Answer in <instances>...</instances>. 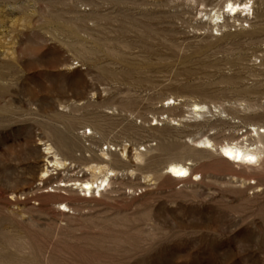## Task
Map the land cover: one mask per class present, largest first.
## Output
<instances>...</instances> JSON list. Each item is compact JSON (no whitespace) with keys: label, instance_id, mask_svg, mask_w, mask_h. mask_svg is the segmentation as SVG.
Here are the masks:
<instances>
[{"label":"rangeland","instance_id":"374dc122","mask_svg":"<svg viewBox=\"0 0 264 264\" xmlns=\"http://www.w3.org/2000/svg\"><path fill=\"white\" fill-rule=\"evenodd\" d=\"M223 2L0 0V264H264V168L191 142L264 114V0L239 22ZM222 11L227 27L210 24ZM192 104L225 125L190 127ZM166 144L193 176L168 179ZM46 146L70 166L39 181ZM124 146L152 151L101 197L46 193Z\"/></svg>","mask_w":264,"mask_h":264},{"label":"bare ground","instance_id":"6f19581e","mask_svg":"<svg viewBox=\"0 0 264 264\" xmlns=\"http://www.w3.org/2000/svg\"><path fill=\"white\" fill-rule=\"evenodd\" d=\"M223 4L225 5L223 9L227 8V14L230 13L228 14V16H232L231 18L233 19H235L237 15L239 16V18L242 17L245 19L253 15V11L251 10L252 6H250L251 0H224ZM226 16L224 15V11H222L221 14L220 12L219 13L216 12L213 16H208L207 20L209 21L210 24H213L216 27H220V28L227 27L226 21L228 20ZM235 21H238V19H235ZM167 101L168 103L166 105L168 107L170 105L175 104V101H172L170 103H169V99ZM189 107H190L189 112L190 114L194 115V120H195L194 123L190 125V127H194L197 129H204L206 127H209L210 130H213L219 127V125L218 126L215 125L218 122H220L222 125H225V123L221 120H219L216 123H210L209 118L205 117V115L211 112L204 105L192 104ZM250 108L252 107L250 106L248 109ZM221 113L225 114L226 111H223ZM166 119H168V117H166ZM197 119H202L203 122H198ZM246 120L247 123L248 122L251 123L250 126L253 128L252 131H245V133L241 134L239 137L231 136V137L223 138L221 139L223 141L222 143L221 142L219 143L215 137L207 136V134L204 133L199 140L191 141L194 145H196L195 148L193 146L194 151L208 152L207 149L215 148L216 146H219L220 157H221L220 161H222V163L228 169H233V166H235V164H237L243 170L254 171L255 165H258V167L263 169L264 168V114L262 113L260 115H257L256 117H249L246 118ZM259 123H263V126H260L256 129L255 126ZM185 137L191 139L190 134H186ZM239 139H241L242 142H238ZM108 148L109 147L106 148V152L100 150L101 151L100 154H98V156H96L95 159L88 161L86 165L79 172L75 173V175L82 173V175L79 177L81 178L85 177L83 180H77V179L61 180L57 182L58 184H56L55 186L47 188L46 193H55L56 190L54 189H63V190L74 189L82 193L83 195L82 197H84L85 199L101 197L102 193L105 192L107 187L110 186L112 180L118 177L120 174L122 176V172L118 170L121 169L120 167H124L130 163L132 164L134 162H140L143 156L145 155V153L152 151L151 147L150 148L148 147V149L143 148L142 150L135 149L133 150V154L129 158L126 155L127 149L124 146L120 150L119 156H117V158L114 159L110 156L109 153H107L109 151ZM161 151L166 153L168 157L162 163H165L166 165L165 170L168 171L166 175L169 180L173 182L175 181L183 182L187 180L188 177L193 176L189 164H183L182 162L183 161L182 159L186 157L184 154H182L178 150L173 149L172 146H170L169 144L162 145ZM187 152L188 150L186 151V153ZM191 154L192 153H189V155ZM43 155L47 156L46 159H50V160L49 161L47 160L45 169L42 168L43 170L41 171V177L39 181L46 180L51 175H55L59 171H65L67 167L70 166V163H68L64 158L60 157L53 150V148L49 146H46L44 148ZM260 157L262 158L261 161H260ZM233 161H235L236 163H232ZM128 174L129 176H133L134 171L130 170L128 171ZM194 177L196 178V176ZM148 179L149 177L143 178V180L145 181ZM61 206L63 207V209H68L67 206L64 204H61L60 207Z\"/></svg>","mask_w":264,"mask_h":264},{"label":"built area","instance_id":"2783aa9c","mask_svg":"<svg viewBox=\"0 0 264 264\" xmlns=\"http://www.w3.org/2000/svg\"><path fill=\"white\" fill-rule=\"evenodd\" d=\"M85 135H86V136H89V135H90V132H87V131H86V132H85Z\"/></svg>","mask_w":264,"mask_h":264}]
</instances>
